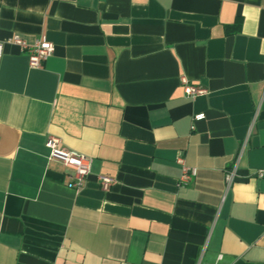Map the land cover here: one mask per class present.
Listing matches in <instances>:
<instances>
[{"label": "crops", "instance_id": "obj_1", "mask_svg": "<svg viewBox=\"0 0 264 264\" xmlns=\"http://www.w3.org/2000/svg\"><path fill=\"white\" fill-rule=\"evenodd\" d=\"M49 137L91 159L79 187ZM257 170L264 0H0V264H264Z\"/></svg>", "mask_w": 264, "mask_h": 264}, {"label": "built area", "instance_id": "obj_2", "mask_svg": "<svg viewBox=\"0 0 264 264\" xmlns=\"http://www.w3.org/2000/svg\"><path fill=\"white\" fill-rule=\"evenodd\" d=\"M12 43L18 46L26 53L28 66L32 69L41 68L42 64L52 55L53 45L45 41H37L33 45L26 44L18 36L12 38ZM182 89L187 97L200 96L206 93L205 89L200 86H194L187 82L185 78L180 79ZM204 118V114H197L193 117V121H198ZM45 147L48 149V159L58 161L69 170L74 177V182L71 187H79L84 178L89 174L91 159L74 151L63 148L58 138L49 137L45 142ZM244 144L240 146L239 153L234 162L232 169H229L224 174L225 188L228 189L235 177L237 159L242 152ZM176 163L180 166V176L178 185H187L196 174L194 168H190L184 164L181 156L176 157ZM256 178H264V170H257L255 172ZM99 184L102 190L106 191L114 183L113 178L108 176H98ZM221 259L218 256L217 262ZM217 262L215 264H217Z\"/></svg>", "mask_w": 264, "mask_h": 264}]
</instances>
